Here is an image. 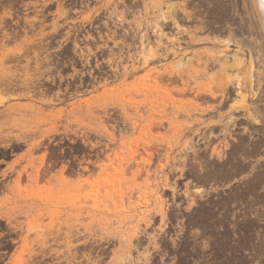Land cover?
<instances>
[{
  "label": "rangeland",
  "instance_id": "rangeland-1",
  "mask_svg": "<svg viewBox=\"0 0 264 264\" xmlns=\"http://www.w3.org/2000/svg\"><path fill=\"white\" fill-rule=\"evenodd\" d=\"M260 15L259 0H3L0 70L10 55L62 57L34 62L35 78L66 73L73 93L44 117L56 130L67 118L69 147L101 161L18 186L10 198L23 204L0 206V228L35 232L24 247L66 246L71 262L82 239L84 262L126 264L145 260L129 246L162 217L161 229L228 231L229 261L242 231L244 261L264 262ZM61 60L65 72L50 68Z\"/></svg>",
  "mask_w": 264,
  "mask_h": 264
},
{
  "label": "flooded vegetation",
  "instance_id": "flooded-vegetation-1",
  "mask_svg": "<svg viewBox=\"0 0 264 264\" xmlns=\"http://www.w3.org/2000/svg\"><path fill=\"white\" fill-rule=\"evenodd\" d=\"M2 18L3 0H0L1 22ZM2 42L1 23L0 45ZM4 58L5 56L0 54V60ZM6 58L12 63L10 71L0 70V206L23 204L10 198L12 191L18 189V186L24 190L27 185L33 183V180L37 185L39 182L40 185L50 186V181L57 173L67 178L68 172L76 175L94 172L101 161L99 151L92 150L91 153H85L83 149L73 151L69 147V137L64 128L67 118L60 117V128L56 130L49 128L51 124L57 126L56 118L44 117L52 110L67 109L69 105L67 99L69 94L73 93L68 91L66 73L42 81L35 78L34 72L37 66L34 62L36 59L52 60L62 57L16 54ZM21 60L33 63L21 64L19 63ZM57 65L60 67L59 71H66L67 64L64 60L59 64L50 65V68L56 69ZM23 66L29 68L27 75L26 71L21 69ZM90 85L94 86L89 81L85 85H76L75 88ZM30 159L40 160L41 164L31 165ZM2 220L0 218V221ZM162 221V217H157L153 228L140 231V239L129 246V251L145 255V260L126 264H264L262 261L253 260L251 256L244 261L242 231L232 232L238 237L236 240L238 252L235 260L229 261L225 244L228 231L205 229L180 231L177 229L179 226L177 219L169 221L167 229H161ZM181 235H186L189 239L181 241L178 239ZM156 236L159 237L158 241L154 239ZM26 237L33 239L35 232L0 228V264H18L15 260L21 253L27 254L26 261L21 264H109L107 261L84 262V254L80 250L82 239L77 243L79 251L76 260L71 262L68 260L66 246L62 247L58 254L50 240H45L44 246L24 247L23 242ZM211 237L224 239H210ZM65 242V239L60 240V243ZM104 248L107 249L105 253L114 251L108 246ZM105 257L101 256V259Z\"/></svg>",
  "mask_w": 264,
  "mask_h": 264
},
{
  "label": "bare ground",
  "instance_id": "bare-ground-1",
  "mask_svg": "<svg viewBox=\"0 0 264 264\" xmlns=\"http://www.w3.org/2000/svg\"><path fill=\"white\" fill-rule=\"evenodd\" d=\"M256 1V0H255ZM260 1V13L262 16V20L264 21V0H259ZM258 3V2H257ZM259 9V8H258ZM3 100V99H2ZM1 100V101H2ZM3 102V101H2ZM1 103V102H0Z\"/></svg>",
  "mask_w": 264,
  "mask_h": 264
}]
</instances>
